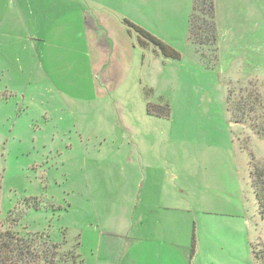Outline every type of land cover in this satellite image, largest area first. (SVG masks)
<instances>
[{"label": "rangeland", "instance_id": "1", "mask_svg": "<svg viewBox=\"0 0 264 264\" xmlns=\"http://www.w3.org/2000/svg\"><path fill=\"white\" fill-rule=\"evenodd\" d=\"M50 1L0 0V224L77 243L65 264L126 249L136 264H254L264 142L227 95L264 80V0H214L215 17L196 0L192 31L216 22L202 45L193 0Z\"/></svg>", "mask_w": 264, "mask_h": 264}, {"label": "trees", "instance_id": "2", "mask_svg": "<svg viewBox=\"0 0 264 264\" xmlns=\"http://www.w3.org/2000/svg\"><path fill=\"white\" fill-rule=\"evenodd\" d=\"M196 2V0H193L192 3V12L189 19V38L200 45L212 44L217 37L215 18L213 24H210L207 29L211 30L210 33L205 36L203 32L200 34L191 29L192 14L196 10ZM206 2L209 3L215 17L214 0H206ZM125 22L129 28L135 31L140 45L147 47L149 44H153V47L157 46L164 57H179L177 51L150 32L129 20H125ZM154 50H157V48ZM238 84L239 88L237 90L230 88L227 95L228 110L232 121L248 125L254 134L264 142V80L262 82L253 79L245 84H240V82ZM149 108L150 105L148 104L146 106L147 114H150ZM167 114L168 109L166 108L164 115L167 116ZM250 185L258 206V213L264 219V162H254L250 174ZM34 200L36 199L34 198ZM77 256H79L77 243L71 246L64 237L56 241L46 232L20 233L13 229V224L7 227L0 224V264H65L70 260L74 261ZM252 256L254 264H264V240L252 245Z\"/></svg>", "mask_w": 264, "mask_h": 264}, {"label": "crops", "instance_id": "3", "mask_svg": "<svg viewBox=\"0 0 264 264\" xmlns=\"http://www.w3.org/2000/svg\"><path fill=\"white\" fill-rule=\"evenodd\" d=\"M17 1V3H18V6L21 8V7H23V4H25V3H29V2H27V0H16ZM43 4H44V6H45V9H47L49 6L48 5H50L51 4V1L50 0H44V2H43ZM21 5V6H20ZM66 5L68 6L69 5V2H67L66 3ZM3 8H4V6H3ZM30 9H32L31 8V3H30ZM0 10H1V6H0ZM31 14H32V12H31ZM62 15V17H63V19H66V16H65V14H64V12L63 11H60V13H59V16H61ZM4 14H3V18H4ZM82 17H83V14L80 12L79 13V16L77 17L78 18V20L77 21H80V25H81V23L83 24V27H86L87 25H86V21L84 20V18L82 19ZM100 40V39H99ZM93 41H95V44H100V41H98V40H92V42ZM141 259L143 260V261H145V263L146 264H150L149 262H147V260H151L152 259V257L150 256V258L149 259H146V258H142L141 257ZM114 261H115V263L116 264H136V257L135 256H132L131 255V253H130V251L129 250H124L122 253H119L115 258H114ZM156 261L157 262H160L161 261V255L159 254L158 255V258H156ZM82 262V261H81ZM98 264V263H97Z\"/></svg>", "mask_w": 264, "mask_h": 264}]
</instances>
